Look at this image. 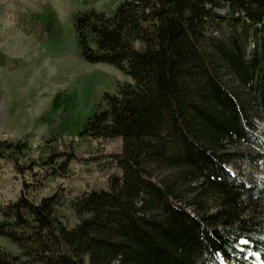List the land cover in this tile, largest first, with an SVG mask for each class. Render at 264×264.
Masks as SVG:
<instances>
[{
    "label": "trees",
    "instance_id": "trees-1",
    "mask_svg": "<svg viewBox=\"0 0 264 264\" xmlns=\"http://www.w3.org/2000/svg\"><path fill=\"white\" fill-rule=\"evenodd\" d=\"M43 14L37 38L60 40L55 12ZM71 20L78 57L131 80L85 116L74 93L58 92L42 120L64 112L53 140L121 137L120 171L70 200L72 220L61 191L0 208V236L19 248H0V264H264V177L229 168L241 155L229 144L264 149L254 122L264 118V0H123L113 15L90 8ZM69 148L39 160L27 140H0V159L29 187L28 176L66 168Z\"/></svg>",
    "mask_w": 264,
    "mask_h": 264
},
{
    "label": "rangeland",
    "instance_id": "rangeland-1",
    "mask_svg": "<svg viewBox=\"0 0 264 264\" xmlns=\"http://www.w3.org/2000/svg\"><path fill=\"white\" fill-rule=\"evenodd\" d=\"M121 1L0 0V140H27L32 157L39 160L46 159L53 151H70L71 142L76 155L59 173H46L44 180L28 176L34 184L29 187L9 160L0 159V208L16 200L22 192L39 201L61 191L62 211L67 220H72L70 200L87 190L107 188L110 175L120 171L111 155L120 151L121 137L86 139L66 132L53 140L52 134L59 133L64 112L52 114L48 122L42 119L49 113L58 92L74 93V114L85 116L102 102L106 91H114L120 83L131 80L111 64L81 60L71 20L74 12L90 8L113 15ZM48 9L55 12L63 26L60 40L39 41L34 31L42 21L39 16ZM208 34L217 35V32ZM257 116L254 119L257 132L264 138V118ZM229 149L241 154L229 165L232 173L247 181L264 177L261 146L248 148L239 141L229 144ZM0 248L19 254V248L4 236H0Z\"/></svg>",
    "mask_w": 264,
    "mask_h": 264
}]
</instances>
